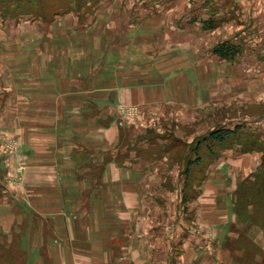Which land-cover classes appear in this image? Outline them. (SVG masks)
<instances>
[{
    "label": "rangeland",
    "instance_id": "374dc122",
    "mask_svg": "<svg viewBox=\"0 0 264 264\" xmlns=\"http://www.w3.org/2000/svg\"><path fill=\"white\" fill-rule=\"evenodd\" d=\"M50 1L40 0L39 6ZM25 2L29 4L28 0ZM81 3L93 6L84 10L95 13L82 24L86 28H77L72 15L60 19L47 15L46 20L36 17L39 21H33L36 23L32 26L24 23L28 30L0 36V100L4 95L1 92L11 85L13 95L20 94L18 87L22 84L21 70L13 74L10 86L3 81L9 73L5 67L16 63L17 55L13 50L15 55L10 57L5 45L15 48L20 42L28 48L35 35L41 46L47 44L49 32L59 40L60 32L65 30L73 32L68 36L74 46L78 44L73 39L82 35L93 45L84 44L87 46L82 55L86 57L84 64L78 59L79 52L72 57L71 73L81 80L80 88L92 92L96 89L100 95L102 90L106 91L107 78L128 74L134 80L136 95L135 101L121 103L116 109L121 129L126 123L134 122L136 127H142L133 138L136 147L149 134L156 137L153 141L176 145L167 155V161L133 170L122 162V157L127 155L125 149L131 150L133 143L121 139V148L113 161L121 169L119 217L126 214L121 218L126 224L123 233L120 230L121 259L126 260L130 247H138L147 238L151 247L156 244L153 253L158 251V237L153 233L160 232L162 225L169 238L176 228L190 229L182 237L183 243L175 245L176 255L183 264L224 262L220 255L225 254L230 255L227 264H264V226L252 222L260 221L257 210L253 206L240 209L242 220L234 209L241 185L248 186L252 180L248 176L258 167L257 160L264 161V157H260L257 149L242 151L240 145L220 147L221 150L215 146L218 153L215 157L208 153L211 130L234 128L238 124L244 127L241 137L249 135L262 141L259 146L264 147V0H81ZM24 9L18 7L10 15L18 11L31 13ZM212 19L215 22L209 23ZM22 20L4 26L14 29ZM76 29L81 33H74ZM223 44L240 49L235 55L223 57L216 50ZM25 52L24 58L20 53L19 62H29L30 52L27 49ZM123 105L138 107V112L126 116L129 114L119 111ZM7 130L0 124V143L15 159L20 143L12 133L6 134ZM161 152L162 149L155 148L140 157L155 163ZM6 159V154L0 152V170L5 167L2 165ZM16 160L12 166L17 175L23 173L26 164L17 157ZM99 173V169L93 170V174ZM137 189L146 201L132 214L131 223L125 205L130 196L135 197L132 191ZM252 193L256 191H245L239 205L245 199L257 201L254 196L248 197ZM85 200V195L71 199L63 196L56 199L57 206L51 209H59L65 203L80 206ZM26 214H32L33 228L46 220L32 211ZM92 219L91 213L89 220ZM177 220L180 224L175 223ZM16 233L8 245H0V264H28L23 247L26 233L24 230ZM130 233L133 240L128 248ZM185 238L199 241L203 246L198 250L190 242L186 247Z\"/></svg>",
    "mask_w": 264,
    "mask_h": 264
},
{
    "label": "crops",
    "instance_id": "0c3cea01",
    "mask_svg": "<svg viewBox=\"0 0 264 264\" xmlns=\"http://www.w3.org/2000/svg\"><path fill=\"white\" fill-rule=\"evenodd\" d=\"M4 12L1 6L0 18L23 20L14 29L0 23V36L25 29L24 23L32 26L36 23L33 21H39L33 13L2 14ZM69 16L71 14L57 18H71ZM71 19L77 21L76 18ZM60 33L61 38L55 40L49 32L47 44L41 46L35 35L28 48L20 42L15 48L8 44L4 46L10 57L17 55L14 57L16 63L8 66L15 68L5 67L9 71L6 75L8 83L3 81L10 86L13 74L21 70L22 84L18 87L21 91L17 96L13 95L12 85L1 92L4 95L0 100V124L3 129H8L6 134L12 133L20 143L21 151L15 155L18 160L25 161L26 166L23 173L16 175L12 166L15 165L14 160L17 161L16 157L13 159L11 152L8 154L6 146L0 143V152L7 156L2 165L5 167L0 170V245H8L17 231L24 230L23 247L28 264H183L176 255L178 249L175 250V245L183 243L182 237H186L190 229L183 231L180 227L178 231L176 228L169 238L162 225L160 232L153 233L158 237V251L153 253L156 244L151 247L146 237L143 244L130 247L126 260L121 259L123 237L120 234L126 225L121 218L124 219L126 214L119 217L121 169L113 162L121 148V139L133 143L132 149L126 148L127 155L122 157L123 164L133 170L155 167L157 162L167 161V155L176 145L163 140L153 141L156 137L149 134L136 147L137 141L133 138L142 127H136L134 122L132 125L126 123L121 129L120 115L116 111L119 104L135 101L134 80L128 74H113L107 78L106 91L102 90L100 95L96 89L93 92L81 89V80L72 76L71 64L77 52L80 63L84 64L86 57L82 55L87 46H73L68 36L73 32L64 30ZM25 49L30 52L29 62H19L20 53L22 58L26 55ZM1 68L2 74L4 67ZM23 85L30 88L23 89ZM120 99L123 101L118 102ZM155 148L162 149L155 163L140 157ZM261 162L262 159L257 160L258 167ZM95 169L100 173L93 174ZM128 192L131 194L130 188ZM132 192L135 197L131 199L130 196L129 203L123 204L131 216V223L132 214L146 201L140 197L138 189ZM83 195L87 200L80 206L65 203L59 209H51L57 206V198L66 196L71 199ZM28 211L46 220L33 228V216L26 214ZM91 213L94 219L90 221ZM175 223L180 224V221ZM131 240L130 233L128 248ZM184 242L186 247L193 243L198 250L203 246V243L189 238ZM229 257L228 254L220 255V259L225 258V261H213V264L230 263ZM259 258L257 256V260Z\"/></svg>",
    "mask_w": 264,
    "mask_h": 264
},
{
    "label": "trees",
    "instance_id": "16d2710c",
    "mask_svg": "<svg viewBox=\"0 0 264 264\" xmlns=\"http://www.w3.org/2000/svg\"><path fill=\"white\" fill-rule=\"evenodd\" d=\"M29 4H26L25 0H0V8L2 6L3 9H5V12L2 14L11 13L12 11L16 10L18 7L25 8L24 11H29L34 14V17H40L44 20L45 16L52 15L53 18H57L59 16H65L71 14L74 18L77 19V23H75V26L77 28H86L87 26H82L84 22H87V18L90 16L95 15V13H89L84 10L85 7H93L89 4L84 5L81 3V0H51L48 5L39 6L40 0H28ZM16 4L17 6H13ZM85 15V16H84ZM15 23V21L10 20L6 17L1 16L0 23L4 25L5 23ZM45 22V21H44ZM214 23V20L212 19L211 22ZM77 24V25H76ZM92 26V24H89V27ZM76 29L75 31H77ZM86 38L82 35H79L75 37L73 40L78 45H84L86 43L88 44V47H91L93 45V42H88L85 40ZM240 49L239 46H237L235 49L230 47L229 45H222L218 47L217 53L220 56L228 57L231 55H235L236 52ZM243 126L241 124L236 125L234 128H218L214 131H212L208 136L210 137L209 145H208V153L210 156L215 157L216 149L215 146L219 147H225L224 149L231 148L233 145H240V149L245 152H251L255 149L259 150L258 152L261 153V157H264V147L262 148L259 146L261 142L255 138H251L249 135L245 138L241 137L243 133ZM241 137V138H239ZM250 137V138H249ZM207 138V137H206ZM246 143H244L243 139ZM243 144L245 146H243ZM263 161V160H262ZM252 178V180L248 181V186L246 187L245 183H243L239 189V193L236 194L237 201L239 196V202L237 204V201L235 203V212L241 218V213L244 209V207L248 208L249 206H253L257 211V220H260L259 222L253 221L254 224H257L259 226H264V161L261 162V167L258 168L256 171L250 174L248 178ZM249 180V179H248ZM252 186V187H251ZM255 186V187H253ZM246 187V188H245ZM245 191L249 193L250 191H256V193H252L248 195V197H256L257 201H252L251 198L248 201V199H245V202L243 201L241 205V201L243 200ZM0 197H1V190H0ZM262 197V198H261ZM241 209V210H240ZM243 220V218H241Z\"/></svg>",
    "mask_w": 264,
    "mask_h": 264
},
{
    "label": "built area",
    "instance_id": "2783aa9c",
    "mask_svg": "<svg viewBox=\"0 0 264 264\" xmlns=\"http://www.w3.org/2000/svg\"><path fill=\"white\" fill-rule=\"evenodd\" d=\"M137 109H138V107H137ZM137 109L135 107H130V106L123 105V106H120L119 111L121 110L122 112H125L126 114H129V115H126V116H135V113L138 112Z\"/></svg>",
    "mask_w": 264,
    "mask_h": 264
}]
</instances>
